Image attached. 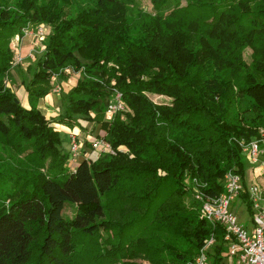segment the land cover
<instances>
[{
    "label": "trees",
    "instance_id": "obj_1",
    "mask_svg": "<svg viewBox=\"0 0 264 264\" xmlns=\"http://www.w3.org/2000/svg\"><path fill=\"white\" fill-rule=\"evenodd\" d=\"M148 1L150 14L131 17L136 0H0V264H186L210 235L221 264L223 232L184 180L219 195L226 173L245 176L238 143L264 138V0ZM27 24L49 29L23 86L29 103L53 74H79L54 118L4 84ZM111 91L126 111L104 122ZM77 117L99 125L114 156L72 171L52 124L78 128Z\"/></svg>",
    "mask_w": 264,
    "mask_h": 264
},
{
    "label": "built area",
    "instance_id": "obj_2",
    "mask_svg": "<svg viewBox=\"0 0 264 264\" xmlns=\"http://www.w3.org/2000/svg\"><path fill=\"white\" fill-rule=\"evenodd\" d=\"M45 35L44 26L34 28V31L22 29L20 35L15 36L10 41L9 48L13 64H19L22 60L20 55L21 39L32 37L41 44ZM28 57L32 56L28 54ZM68 70L69 68L65 69L63 73L68 74ZM54 80H56V76L52 75L50 81ZM60 90L58 84L51 87L53 93H58ZM122 111L123 105L120 95L116 93L113 102L106 106L104 119L108 121L115 113ZM258 132L259 139H252L247 143L243 141L238 143L241 154L245 158L249 184H246L245 176L242 179L239 175L228 172L220 180L222 192L219 195H209L202 190L204 185L200 186L194 180L191 183L187 179L184 180L190 199L198 206L200 217L212 226H219L223 232L221 245L224 250L220 254L223 258L221 264H264V183L256 181V179L264 180V145L260 146L262 143L264 144V138L262 137V130L259 129ZM68 139V163L71 165L78 157V145L74 136L68 135ZM90 144L94 151L113 155L109 145L102 139H95ZM69 170L73 171V167L71 166ZM240 194L245 195L249 204L248 209L240 198ZM236 202L241 203L249 216V227L237 220L233 206L230 205ZM216 245L215 237L210 235L197 255L186 264H211L215 254L213 248Z\"/></svg>",
    "mask_w": 264,
    "mask_h": 264
},
{
    "label": "rangeland",
    "instance_id": "obj_3",
    "mask_svg": "<svg viewBox=\"0 0 264 264\" xmlns=\"http://www.w3.org/2000/svg\"><path fill=\"white\" fill-rule=\"evenodd\" d=\"M136 1H137L136 8H132L131 11L129 12V15H131V17H134L135 15H137L138 13L137 11H140L144 14H150L151 6L148 0H136ZM39 26L45 27V30H46V35L44 36L45 38L49 33V29L47 28V26L43 24H36V25L27 24L23 29H31L34 31V28H38ZM14 37L12 39H14ZM43 40L40 44L35 39H32V37L21 39L20 55H21L22 60L19 64H16V63L13 64L12 54H11V67L8 71L7 78L4 80V84L6 87L11 89L17 101L22 107L29 108L31 106H35L43 114V116L46 119H49V118H54L55 116L63 112V108H64L63 96L67 92V90H69L73 86L76 79L79 77V74L77 72L71 71L70 69L68 70V74L64 73L65 75L68 76L65 79H60L59 78L60 76H58V74H53L56 76V80L50 81L51 87H53V85L55 84H58L61 89L60 92L53 93L50 89V92L46 96H44L43 98H41L40 100L36 102L32 101L31 103H29L27 101L26 93H25L23 86L30 79V76H31L32 70L35 67L36 61L39 58L41 52L43 51V48H44L42 44ZM10 44L11 43H9V45ZM249 53L250 51L248 49H246L243 53V59L245 62L247 61ZM28 54H30L32 57H28ZM27 67H30V69L26 71ZM65 69H68V68H64L63 70H61L60 73L63 74V71ZM17 91H18V95H16ZM116 93L117 92L111 91V93L108 96V100L106 99L105 101L106 106L113 102V99ZM147 97L155 105H163L169 102L168 99L162 96L148 94ZM125 111L126 110L123 107V111L121 113H124ZM120 116H121L120 119H122L123 115H120ZM77 118L80 123V126L71 132L76 133V135H78L76 138V141H78V144H77L78 154L89 155L93 153V155L95 156L94 158L96 159L99 155L103 153L94 151L90 143H92L95 139H101L102 137H104V133L100 130L98 124L95 125L92 122H87L86 119L82 117H77ZM110 120L111 119H109L108 121L105 120L104 115H103L104 122H109ZM52 127H54L58 131L59 139H60L59 147L61 151L66 153L68 144L66 143L65 134H67L68 131L65 130V127L56 125V124H52ZM69 130H72V129H69ZM84 136H85V139L82 138ZM120 150L126 153L128 158H132V155L128 154L125 148H120ZM112 152H113V155L111 156H114V151ZM0 154H2L1 147H0ZM243 159L245 160L244 157ZM70 167L71 165L69 164L68 168L70 169ZM245 175H246L245 182L247 184L248 183L247 168L245 169ZM230 205L233 206V212L236 215L237 220L240 223H242L244 226L249 227V224H250L249 216L247 215V213L241 206V203L236 202V203H231ZM74 212H75V205L71 202H67L65 203L63 207L61 216L63 218L69 219L71 215L74 214ZM137 262L140 264H147L146 262H143V261H137Z\"/></svg>",
    "mask_w": 264,
    "mask_h": 264
},
{
    "label": "crops",
    "instance_id": "obj_4",
    "mask_svg": "<svg viewBox=\"0 0 264 264\" xmlns=\"http://www.w3.org/2000/svg\"><path fill=\"white\" fill-rule=\"evenodd\" d=\"M16 95H18V91L16 92ZM55 127V126H54ZM76 128H73L72 130H69V129H67V128H65V130L66 131H68L67 132V134H65L66 135V143L68 144L69 143V139H68V135H72V136H74L75 137V139L77 138V136L78 135H76V133H72L71 131H73V130H75ZM87 137V136H86ZM82 138H84L85 139V136L84 137H82ZM77 142V144H78V141H76ZM264 144L262 143L260 146H263ZM67 148H68V146H67ZM93 153L92 154H89V155H82V154H78V157H76V159L74 160V162L71 164V166L73 167L74 165H76V164H78L80 161H82V160H85V159H87V161H93L95 158V156L93 155ZM247 179H249V176L247 175ZM245 181H246V175H245ZM256 181L258 182V183H264V180H262V179H256Z\"/></svg>",
    "mask_w": 264,
    "mask_h": 264
}]
</instances>
